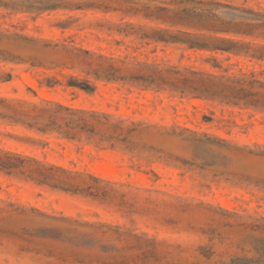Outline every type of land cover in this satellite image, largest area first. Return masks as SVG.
Wrapping results in <instances>:
<instances>
[{"label":"rangeland","instance_id":"374dc122","mask_svg":"<svg viewBox=\"0 0 264 264\" xmlns=\"http://www.w3.org/2000/svg\"><path fill=\"white\" fill-rule=\"evenodd\" d=\"M229 1L246 2L248 6L264 9V0ZM108 19L117 21L119 17L116 13L93 10L46 12L35 17L0 9L2 27L35 36L74 41L85 48L131 60L137 57L227 75L253 73L264 79V61L188 49L177 44H147L109 29ZM65 20L73 22L64 30L58 24ZM10 66L15 67V77L10 82L0 83V94L31 97L27 89L31 86L39 96L67 105L158 124L171 134L152 132L143 135L141 141L163 150L165 155L177 156L194 165L178 163L181 167H175L155 156L146 158L147 154L142 158L132 157L122 151L102 150L56 138H49L47 145L34 144L9 135V132L24 135L22 127L0 122V147L118 181L122 185L114 187L126 193L127 199L141 212L128 216L117 205L118 200L95 201L0 173V264H64L60 256L68 254L67 244L39 238L32 240L24 232L25 228L35 230L49 225L47 216L54 215L119 222L158 234L176 248V255L184 261L239 264L258 260L262 255L259 261L264 262V112L121 83L100 82L92 93L65 84L40 87L37 78L41 75L35 70L25 65ZM62 79L66 83L67 78ZM214 137L247 145L263 155L231 153L201 142ZM215 154L226 155V159L216 158ZM175 197L191 206L180 210L167 205V202H175ZM168 218L178 223L169 224ZM256 248H260L262 254ZM50 249L61 253L59 258L49 256ZM202 251L213 253L211 260L206 261L200 255Z\"/></svg>","mask_w":264,"mask_h":264},{"label":"trees","instance_id":"16d2710c","mask_svg":"<svg viewBox=\"0 0 264 264\" xmlns=\"http://www.w3.org/2000/svg\"><path fill=\"white\" fill-rule=\"evenodd\" d=\"M0 9L11 13H28L35 17L46 12L66 13L89 10L116 13L119 20L108 19L110 28L133 36L147 44H177L188 49L206 50L245 56L264 61V9L229 0H0ZM73 18V15H69ZM73 22V21H72ZM70 20L58 24L72 26ZM115 26V27H114ZM120 42V41H118ZM217 60V59H215ZM14 65L35 70L40 87L65 84L86 92H95L100 82L121 83L130 87L167 92L180 97L203 99L218 104L264 112V79L255 74L227 75L191 66L142 60L107 54L68 42L35 36L0 25V83L15 77ZM215 66H218L215 64ZM63 78H67L66 83ZM31 97L0 94V122L20 126L25 134L10 136L34 144H49V138L97 149L122 151L132 157H157L168 165H194L174 155H165L142 136L154 132L171 134L165 127L146 121L129 120L107 111L79 108L58 100L39 96L28 86ZM205 145L236 154H254L247 145L214 137L201 141ZM226 159V155L215 154ZM210 165L216 166L217 163ZM0 173L32 182L37 186L71 195L112 203L125 215L141 213L115 185L118 181L94 173L72 169L39 156L0 147ZM155 175L159 177L156 173ZM148 191H158L146 188ZM166 193V192H165ZM168 194V193H167ZM172 196V194H168ZM167 202L177 209L190 203L175 197ZM154 200H151V202ZM49 225L35 230L25 228L27 236L62 242L70 248L60 256L64 264H203L184 261L165 238L146 230L106 220H89L69 215L47 216ZM169 224L178 223L173 218ZM173 247V249H170ZM179 248V246L177 247ZM202 249V247H201ZM262 254L260 248H256ZM30 250V249H29ZM55 249L49 256H58ZM206 261L213 253L202 251ZM262 258V255H260ZM249 260L239 264H264ZM240 259V258H237Z\"/></svg>","mask_w":264,"mask_h":264}]
</instances>
